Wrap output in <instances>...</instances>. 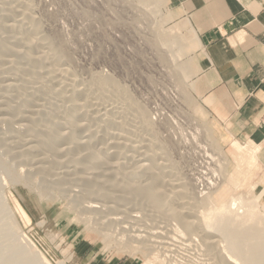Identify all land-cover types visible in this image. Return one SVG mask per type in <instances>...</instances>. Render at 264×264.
<instances>
[{
  "label": "rangeland",
  "instance_id": "obj_1",
  "mask_svg": "<svg viewBox=\"0 0 264 264\" xmlns=\"http://www.w3.org/2000/svg\"><path fill=\"white\" fill-rule=\"evenodd\" d=\"M183 21L166 0H0V264H143L147 248L100 229L124 214L143 228L132 233L169 235L179 259L228 264L201 224L204 197L241 195L264 216V165L226 184L232 140L195 94Z\"/></svg>",
  "mask_w": 264,
  "mask_h": 264
},
{
  "label": "crops",
  "instance_id": "obj_2",
  "mask_svg": "<svg viewBox=\"0 0 264 264\" xmlns=\"http://www.w3.org/2000/svg\"><path fill=\"white\" fill-rule=\"evenodd\" d=\"M166 2L170 17L187 18L198 35L193 86L216 134L258 144L250 171L259 158L264 165V0Z\"/></svg>",
  "mask_w": 264,
  "mask_h": 264
},
{
  "label": "bare ground",
  "instance_id": "obj_3",
  "mask_svg": "<svg viewBox=\"0 0 264 264\" xmlns=\"http://www.w3.org/2000/svg\"><path fill=\"white\" fill-rule=\"evenodd\" d=\"M146 1V0H145ZM151 2V1H150ZM153 2H155V0H153ZM149 3V2H148ZM152 3V2H151ZM150 4V3H149ZM152 5V4H151ZM155 5V4H153ZM156 6V5H155ZM154 6V7H155ZM157 7V6H156ZM160 12V11H159ZM185 21L180 22L177 29L180 28H184L186 31V35H191L193 40H194V45L199 46L200 45V41L198 38V35L196 33V31L194 30V28L192 27L190 21L185 18ZM175 28V27H174ZM173 28V29H174ZM189 33V34H188ZM168 39V38H167ZM172 39V38H171ZM173 40V39H172ZM167 41V40H166ZM171 41V40H170ZM163 42V41H162ZM173 43V42H171ZM162 44V43H160ZM163 46V45H162ZM176 46V45H175ZM166 47V45L164 46ZM172 47V46H171ZM169 49V46H168ZM171 50V49H170ZM178 64V63H177ZM185 65V64H183ZM177 66V65H176ZM180 67V65H179ZM183 67V66H182ZM185 67V66H184ZM183 67V68H184ZM181 68V67H180ZM182 69V71L180 72V74L182 75V73L184 75H186V77L188 78L190 76V72H186V69L188 70L187 66L185 67L186 69ZM124 69V68H123ZM176 69V68H175ZM189 71V70H188ZM190 73V74H189ZM179 76V75H178ZM183 76V75H182ZM106 77V76H105ZM185 77V76H184ZM183 77V78H184ZM103 78V77H101ZM114 78V77H113ZM185 78V79H187ZM184 79V80H185ZM116 81V80H115ZM185 82V81H184ZM186 85V84H185ZM191 85V84H190ZM183 87V86H182ZM184 88V87H183ZM185 90V89H184ZM181 91V90H180ZM187 92V91H186ZM178 94V93H177ZM190 96V95H189ZM183 97V96H182ZM195 103V101H194ZM172 109V108H171ZM181 111V110H180ZM173 112V111H172ZM175 121V120H174ZM190 121V120H189ZM189 123V122H188ZM147 124V123H146ZM200 125V124H199ZM175 126V125H174ZM191 126V125H190ZM193 128V127H192ZM200 128V127H199ZM198 131H202L203 134L205 135L204 138L206 137L209 140L210 137V132L207 128H205L203 125L201 126L200 130ZM194 132V131H193ZM202 136V135H201ZM205 138V139H206ZM206 143L209 142L207 140H205ZM181 142V141H180ZM179 142V143H180ZM211 142V140H210ZM185 143V142H184ZM208 144V143H207ZM206 144V145H207ZM205 145V144H204ZM214 147V146H213ZM209 148V145L208 147ZM216 148V147H215ZM208 150V149H207ZM212 150V149H211ZM210 150V151H211ZM214 151V150H213ZM212 151V152H213ZM217 151V149H216ZM260 151V146L258 144L255 145H251V144H247V145H243L241 143H239L238 141H234L231 145L230 148V153H231V157L234 163V174H232V176L227 179L226 184L228 183V185L232 184V183H236L238 182L236 176L239 173L242 172H249L250 171V166L254 165V161L256 160V157L258 155ZM166 152V151H165ZM211 152V154H212ZM219 152V151H217ZM168 153V152H167ZM186 153V152H185ZM214 153V152H213ZM188 155V154H187ZM210 155V154H209ZM218 156L220 157V159L222 161H225V157L223 156V154L219 153ZM216 157H214L215 159ZM218 158H216L217 160ZM219 160V159H218ZM181 161V160H180ZM221 161V162H222ZM224 164V162H222ZM217 164V163H216ZM222 164V166H223ZM194 166V165H193ZM220 167V166H219ZM253 170V169H251ZM236 171V172H235ZM175 174V173H174ZM8 175V174H7ZM209 181V180H208ZM214 181V180H213ZM91 182V181H90ZM176 182V181H175ZM200 182V181H199ZM210 182V181H209ZM89 184V183H88ZM235 184V185H236ZM87 186V185H86ZM156 186V185H155ZM214 188V187H213ZM180 189V188H179ZM190 190V189H189ZM154 191V190H153ZM158 191V189H157ZM156 191V192H157ZM185 192L186 189H185ZM154 193V192H153ZM196 193V192H195ZM208 193V191H207ZM82 194V193H81ZM158 194V193H157ZM191 194V193H190ZM85 195V194H84ZM207 195V194H206ZM205 195V196H206ZM149 197V196H148ZM196 197V196H195ZM152 198V197H151ZM192 199V198H191ZM200 199V198H199ZM197 200V199H196ZM202 200V199H201ZM88 201V200H87ZM178 201V200H177ZM203 201V200H202ZM14 202L16 205V211L17 213L20 215V217L23 219V221H25V223H29L31 221V217L30 214L28 213L27 209L24 207V205L21 203V201L19 200V198L15 197L14 198ZM85 202V201H84ZM91 202V201H90ZM188 203V202H187ZM203 203H205L204 208L202 210H200L199 212V218L201 220V224L202 226H204L208 231L215 229V232H219L222 237H224V240L226 243L225 245L221 242H216L213 245H211L210 247H214V249H219V253L220 256H224L225 260L228 261V264H264V216H262V214L260 213L258 207L260 205V203H258L257 201H248L245 200L241 195H235V196H231L229 198V200L224 203V204H217L216 199L211 195L208 194L206 197H204V201ZM113 204V203H112ZM85 205V204H84ZM83 205V206H84ZM193 205V204H192ZM88 206V207H87ZM87 206H84L83 208H86L87 212L86 213H91L92 212H97V207L98 204H87ZM104 206V205H103ZM102 206V207H103ZM78 207V205H77ZM197 207V206H196ZM80 208V207H79ZM240 208H242V210H240ZM85 210V209H84ZM83 210V211H84ZM102 210V209H101ZM172 211V210H171ZM175 211V210H174ZM79 213V212H78ZM85 213V211H84ZM100 213V212H99ZM106 213V212H105ZM14 214V213H13ZM101 214V213H100ZM109 214V213H107ZM126 216V214H124ZM111 217V221L109 219V223L105 226V228H103L102 226L98 227L103 231V234L105 235H112L113 233H117V235L119 236V241H122L121 243H123V240L125 239L127 243H133L135 242L136 245H142V247L144 246L145 248L148 249V251L145 254V260L143 262V264H155L159 263V264H196V260L194 258V261H192L191 258L188 257H183L181 256L180 259L175 257V248H171L169 245L167 244H171L172 241H166L168 240L170 237L169 235H167V237L165 235H162V233L160 231L156 232L157 230L149 233L147 228L145 230V233H137L135 230L138 229V231H143L142 229L136 228L135 225H133V221L128 220L131 218V214H128V216L126 217ZM14 216V215H13ZM130 216V218H129ZM135 216V215H134ZM138 216V215H137ZM12 217V216H11ZM90 217V216H89ZM198 217V216H197ZM196 217V218H197ZM91 218V217H90ZM89 218V219H90ZM103 218V217H102ZM106 218V216L104 217ZM103 218V219H104ZM138 218V217H137ZM174 218V217H173ZM176 218V217H175ZM107 219V218H106ZM136 219V218H135ZM13 220V219H12ZM97 220V219H96ZM102 220V219H100ZM105 220V219H104ZM94 221V220H93ZM187 221V220H186ZM198 221V220H197ZM196 221V222H197ZM102 223L103 220L101 221ZM100 222V223H101ZM135 222V221H134ZM101 223V225H102ZM165 223V222H164ZM188 223V222H187ZM193 223V221H192ZM14 224V223H13ZM105 224V223H104ZM136 224V223H135ZM144 224V223H143ZM90 225V224H89ZM173 225V224H172ZM135 226V227H134ZM146 226V225H145ZM192 226V225H191ZM200 226V224H199ZM15 227L18 229V226L15 225ZM96 227V226H95ZM151 227V226H150ZM177 227V226H176ZM198 227V226H197ZM114 228V229H113ZM135 229L132 233V229ZM155 228V227H154ZM175 228V227H174ZM192 228V227H191ZM202 228V227H201ZM106 230V231H105ZM109 230V231H107ZM129 230V231H127ZM193 231V230H192ZM205 231V230H204ZM112 232V234H111ZM128 232V233H127ZM214 232V231H213ZM110 233V234H109ZM159 233V234H157ZM172 235V234H171ZM18 237V236H17ZM104 237V236H103ZM169 237V238H168ZM185 237V236H184ZM190 237V236H189ZM193 237V236H192ZM204 237V236H203ZM165 238H167L165 240ZM201 238V237H200ZM206 239L204 240L205 242H212L214 240H209L208 237H205ZM208 238V239H207ZM171 239H173L171 237ZM176 239V238H175ZM195 239V238H194ZM117 240V239H116ZM182 240V239H181ZM184 240V239H183ZM118 241V240H117ZM176 241V240H175ZM125 242V244H126ZM181 242V241H180ZM187 242V241H186ZM197 242V241H196ZM202 242V241H201ZM204 243V242H203ZM124 244V245H125ZM163 244H166V246H162ZM184 244V243H182ZM187 244V243H186ZM191 244V243H190ZM173 245V244H172ZM189 245V244H188ZM199 245V244H198ZM197 245V246H198ZM130 246V245H129ZM128 246V247H129ZM178 246V245H177ZM184 246V245H183ZM202 246V245H201ZM205 246V245H204ZM202 246V247H204ZM127 247V246H126ZM137 247V246H136ZM182 247V246H181ZM159 248L160 250L156 251L155 249ZM179 248V247H178ZM191 248V247H190ZM205 248V247H204ZM222 248V249H221ZM134 249V248H133ZM138 249V248H137ZM181 249V248H180ZM203 249V248H202ZM201 249V250H202ZM206 249V248H205ZM205 249L203 251H205ZM210 249V248H207ZM206 249V250H207ZM19 250V249H18ZM135 250V249H134ZM15 251V250H13ZM27 251V250H26ZM138 251V250H137ZM168 253H167V252ZM210 251V250H209ZM208 251V252H209ZM18 252V251H17ZM22 252V251H21ZM141 252V251H140ZM143 252V251H142ZM172 252V253H170ZM173 252L175 254H173ZM223 252V255H222ZM244 252H247L248 255H244ZM170 253V254H169ZM180 253V252H177ZM218 253V255H219ZM225 253V255H224ZM19 254V253H18ZM25 254V253H24ZM196 254V252L194 253ZM206 254V253H204ZM203 254V255H204ZM201 255V253H200ZM207 255V254H206ZM177 256V255H176ZM180 256V254L178 255V257ZM208 256V255H207ZM213 256V255H212ZM200 257V256H198ZM202 258V257H201ZM207 258V257H206ZM223 258V257H222ZM221 259V258H220ZM217 260L218 263H220L221 260ZM226 261V262H227ZM201 262V261H200ZM223 262V260H222ZM225 262V261H224ZM199 263V262H198ZM203 263V262H202ZM209 263V262H208ZM61 264V263H60ZM212 264V263H211ZM222 264V263H221ZM227 264V263H226Z\"/></svg>",
  "mask_w": 264,
  "mask_h": 264
}]
</instances>
